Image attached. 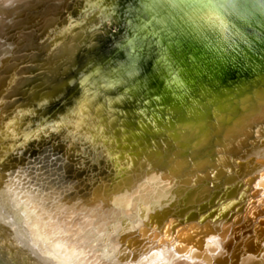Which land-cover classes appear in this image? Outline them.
I'll return each instance as SVG.
<instances>
[{
    "label": "bare ground",
    "instance_id": "1",
    "mask_svg": "<svg viewBox=\"0 0 264 264\" xmlns=\"http://www.w3.org/2000/svg\"><path fill=\"white\" fill-rule=\"evenodd\" d=\"M50 1L63 0H0V97L11 82L12 56L40 33H25L29 26L16 31L55 11L45 9ZM86 4L88 0H78L74 15L92 26L100 18ZM53 39L44 55L47 62L55 61L49 56L57 43ZM252 94L235 93L227 106L211 109V116L204 115L163 145L144 149L122 144L103 119L76 115L59 135L63 170L69 167L76 183L61 192L38 173L34 180L25 172L0 176V201L9 207L0 205V216L15 231L35 229L30 239L42 246V253L53 245L66 248L73 264H264V88ZM12 125L0 136L2 149L12 148L17 130ZM255 129V144L240 155ZM213 149L215 161L207 171L196 165L201 172L187 176L176 167ZM166 160L172 165L164 171ZM86 164L87 173L105 165L110 179L79 180L78 171L84 173ZM11 209L19 221L11 219Z\"/></svg>",
    "mask_w": 264,
    "mask_h": 264
},
{
    "label": "water",
    "instance_id": "2",
    "mask_svg": "<svg viewBox=\"0 0 264 264\" xmlns=\"http://www.w3.org/2000/svg\"><path fill=\"white\" fill-rule=\"evenodd\" d=\"M250 2L247 13L232 14L217 0H88L86 6H93L92 15L100 18L89 26L74 15L78 0L50 1L45 9L55 11L47 10L42 22L24 24L15 33L27 26L25 33L40 31L34 43L12 56L11 82L0 97V113L5 111L0 136L8 124L17 129L12 148H0V176L24 173L23 157L30 158L32 146L46 149L57 139H50L47 131L60 135L76 115L101 118L112 125L122 144L144 149L163 145L204 115L211 116V109L227 106L237 92L263 91L264 60L257 62L252 56L264 51V0ZM63 26L68 30L62 33ZM55 32L57 37H51ZM51 39L57 41L49 53L55 61L47 62L44 55ZM194 47L199 55L190 59ZM216 60L240 65L218 76H202L193 84L176 75L181 68L188 76L195 75ZM255 131L246 137L240 155L255 144ZM53 148L63 154V149ZM63 168L58 170L70 171ZM84 171L89 178L90 172ZM105 173L102 179L107 181L109 169ZM9 214L19 221L15 209ZM2 216L0 264H73L66 248L53 245L42 253V246L30 239L35 229L15 231Z\"/></svg>",
    "mask_w": 264,
    "mask_h": 264
},
{
    "label": "rangeland",
    "instance_id": "3",
    "mask_svg": "<svg viewBox=\"0 0 264 264\" xmlns=\"http://www.w3.org/2000/svg\"><path fill=\"white\" fill-rule=\"evenodd\" d=\"M217 1L223 10L232 12V14L233 13H247V10L249 9V6L251 4L250 0H217ZM197 50L198 49H196V48L190 49V54H189L190 59H192V58L196 59L197 58V56L199 55V52H197ZM252 59L254 61H257V62L264 60V51L259 53V54H256V56H252ZM253 60H251V61H253ZM216 62L217 63L214 65H207L206 68L204 67V68L199 69L198 73H195V75H191V76L189 75L190 77L187 75V71L182 72V68L179 72H176L177 73L176 75L177 76H183L184 78L187 79L189 84H193L197 81L198 78H200L202 76H218V75L223 74L227 70H230V69L235 70L240 65V64L237 65L234 62H231L228 65L220 64V63H218L217 60H216ZM187 68L188 67H186V69ZM50 127H45V128H43V130H46L47 128H50ZM47 133H52L51 136L49 137L50 139L51 138L55 139V137L57 138L56 140L60 139L58 132L55 130H50L49 132L47 131ZM46 137L43 138L44 143L46 142L45 140H47ZM56 140H53L52 142L55 143L54 144L55 146H58L60 148L62 146V144L60 142H57ZM53 146L51 143L46 145V149L37 148L38 146L36 147V145L32 146L31 151L33 152V154L30 155V158L27 156L23 157L24 160L22 163L24 164V169L26 170L24 172H26L30 176V178H32V180H34V177L38 173L41 176V178L47 179V181H50L56 187H59L61 192H65V191H68V189L70 187H72L74 185V183H76V179L74 178V174L70 171L67 173H65V171H62V172L58 171L57 172L56 169H58L59 167H61V168L64 167L65 161H62V153L59 154L58 151H54ZM143 147L145 148V145ZM143 147L141 146V148H143ZM56 149L59 150L58 148H56ZM215 149H217V148L215 147ZM214 151L215 150L213 149L210 153L203 154V157H199V156L194 157L195 161H192V159L190 157L189 158L187 157L188 160L182 161L184 166L179 164V165H176V167H179V168L181 167V170H183V172L185 171L187 176H192V175L196 174L197 172H201V171H198L197 168H194V167H196V165L201 166L202 170L207 171L208 169H210V166H212V164L215 161ZM205 157H206L207 161H203V159ZM167 161L168 160L164 161L163 163H167ZM27 163H28V165H27ZM200 163H202V164H200ZM166 165L167 166H165V168L163 167L164 171L167 170L168 166L172 165V163H167ZM85 168H87V166H85L83 169H85ZM68 169L70 170L69 167H68ZM150 169H152V168H150ZM159 169L153 168L152 171L153 170L159 171V173H161L163 170H159ZM105 171H106V168H104L103 166L102 167L100 166V168L97 167L94 172L92 171L89 174H91L90 176L96 175V176H94L96 179H98V178L101 179V178L106 176ZM79 173L81 174V176H79L80 178L84 179L87 177V174L85 175L84 173H82V171H78V174ZM80 178H78V179L80 180Z\"/></svg>",
    "mask_w": 264,
    "mask_h": 264
}]
</instances>
